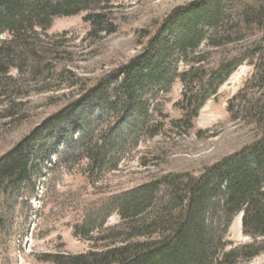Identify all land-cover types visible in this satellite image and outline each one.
<instances>
[{
	"label": "trees",
	"instance_id": "obj_1",
	"mask_svg": "<svg viewBox=\"0 0 264 264\" xmlns=\"http://www.w3.org/2000/svg\"><path fill=\"white\" fill-rule=\"evenodd\" d=\"M113 1L0 0V97L13 80L12 70L30 81L54 73L58 79L72 82L71 70L54 65L53 51L46 42L48 32L56 19L86 13L89 36L113 34L118 30L110 7ZM254 28L263 31V39L251 53L255 70L250 84L261 94L249 95L246 86L229 102V110L258 123L259 138L199 174L165 176L113 197L110 205L122 219L129 220L127 237L64 264H237L264 252V0L258 4L194 0L176 8L148 36L138 55L88 87L2 155L0 248L12 227L2 209L20 197V187L34 174L39 175L40 166L54 151L47 146L50 141L59 140L63 145L57 152L60 162H70L74 149L79 159L90 161L92 171L106 166L115 170L125 138L150 130L146 126L148 107L140 103L139 96L153 89L166 90L178 79L183 87L178 103L183 114L171 125L189 131L210 97L250 57L246 50L216 70H207L195 52L203 45L221 47L242 40L243 30ZM179 62L186 66L181 72ZM133 111H138L140 120H127ZM112 114L117 120L111 127L94 128L93 123ZM160 129L154 127V135ZM40 156L42 160L37 162ZM238 214L243 215V234L253 241L226 249L224 233Z\"/></svg>",
	"mask_w": 264,
	"mask_h": 264
},
{
	"label": "rangeland",
	"instance_id": "obj_2",
	"mask_svg": "<svg viewBox=\"0 0 264 264\" xmlns=\"http://www.w3.org/2000/svg\"><path fill=\"white\" fill-rule=\"evenodd\" d=\"M193 1L114 0L110 7L118 30L98 38L89 36L91 24L85 21L86 13L56 19L46 42L53 51L50 56L54 65L72 71V82L58 79L54 73L47 79L30 81L12 70L13 80L2 89L0 97V157L88 87L138 55L148 36L166 17ZM261 1L242 0L249 4ZM243 32L242 40L221 47L203 45L195 52L202 57L207 70H216L246 50H250V57L210 97L189 131L171 125L183 114L178 105L183 87L178 79L166 90L153 89L139 96L140 103L148 107L146 126L150 130L125 138L115 170L106 166L92 171L90 161L79 159L74 149L70 162H60L57 152L63 145L59 140L50 141L47 146L54 150L51 158L40 166L39 175L34 174L31 181L20 187V197L10 200V205L5 203L7 208L2 209L12 227L0 248L1 263L64 264L72 262V257L105 250L127 237L125 226L129 220L122 219L110 205L113 197L165 176L199 174L256 141L260 125L229 110V102L246 86L249 95L261 94L250 79L255 70L251 53L262 41L263 31L254 28ZM185 68L179 62L177 70ZM130 115L127 120L139 119L138 111ZM116 120L112 114L92 123L100 131ZM154 127L161 128L156 135ZM94 138L98 139L97 135ZM38 160L41 162L42 156ZM241 216L234 217L224 233L222 244L226 249L253 241L243 234ZM237 264H264V252Z\"/></svg>",
	"mask_w": 264,
	"mask_h": 264
}]
</instances>
